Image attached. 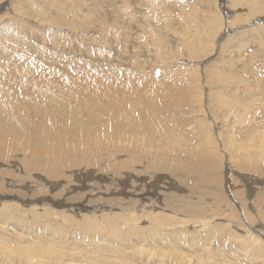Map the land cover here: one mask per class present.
Returning a JSON list of instances; mask_svg holds the SVG:
<instances>
[{
  "label": "rangeland",
  "instance_id": "rangeland-1",
  "mask_svg": "<svg viewBox=\"0 0 264 264\" xmlns=\"http://www.w3.org/2000/svg\"><path fill=\"white\" fill-rule=\"evenodd\" d=\"M151 1L154 7L148 9L145 1L138 0H0V70L26 63L35 75L61 79L66 84L76 79L86 83L85 78L93 75L104 79L107 74L114 77L128 73L134 74L140 84L155 87V91L162 83L164 88L172 86L174 94L165 96L169 108L161 113L178 121L186 131L176 122L182 136L176 137L170 151L186 152L189 142H184V137L195 138L192 142L199 145L196 151L204 153L202 163L206 169L207 185L199 187V192L207 188L223 192L229 210L212 219L218 201L212 204L210 199L199 200L187 190L179 194L180 184L184 189H195L197 176L170 170L166 163H185L154 158L155 146L140 144V140L131 141L136 142V148L139 146L137 156L135 153L125 160L100 161H96V155L106 158L110 152L128 150L133 143L113 148L102 144L105 135L95 139L83 134V148L70 145L43 161L26 152L25 140L4 141L2 149L8 159L0 160L4 162L0 178L18 185L12 188L0 184V264H264V117L260 115L264 105V21L255 24L257 19H264V0L238 5L225 0L223 9L224 0ZM135 14H139V26L132 22ZM12 44L18 45L15 48ZM217 69L220 72L213 76ZM89 120L79 114L70 121L59 118L56 125ZM59 138L67 140L63 133ZM97 142L101 144L94 145ZM145 153L150 158L152 155V160L145 161ZM142 161L147 164V177L141 184H154L172 196L157 198L154 206L149 201L140 206V200L133 210L111 200L115 194L108 193L104 202L101 180L116 182L114 179L124 172L138 175ZM51 170H56L59 177L73 170L94 177L86 179L85 187L69 193L61 187L81 185L79 173L54 179L62 182L55 188L46 185ZM169 185L174 188L164 189ZM92 186L101 191L96 193ZM21 187L26 195L18 201L12 197L21 195L16 190ZM87 191L95 193L90 192L89 197L86 194L83 200ZM175 195H181L178 201H173ZM120 199L117 202L128 201ZM66 200L73 209L63 212L68 206ZM88 200L89 206H80ZM203 208L211 212L203 215ZM153 217L162 220L153 225ZM117 218H126V223L114 230L121 224ZM108 229L114 234L122 231V238L105 237Z\"/></svg>",
  "mask_w": 264,
  "mask_h": 264
},
{
  "label": "bare ground",
  "instance_id": "bare-ground-1",
  "mask_svg": "<svg viewBox=\"0 0 264 264\" xmlns=\"http://www.w3.org/2000/svg\"><path fill=\"white\" fill-rule=\"evenodd\" d=\"M138 1L139 2L145 1L144 3L147 4L146 8H148V9L154 7V4L151 0H138ZM251 1L252 0H231V2L235 5L241 4L242 2L244 4L245 3L247 4L248 2H251ZM224 2H225V0H224ZM123 4H124V2H123ZM225 4H226V2L222 3V5L220 4L222 9L225 6ZM157 6H160V5H157ZM125 8H126V6H125ZM244 8H246V7H244ZM148 9H145V11ZM26 10H27V8H26ZM41 11H42V9H41ZM120 12H121V10H120ZM138 13L140 14L141 12H138ZM139 14H135V16L132 20V22H134L137 26H139L140 22H141ZM227 15H228V13L226 12V17L231 19V15L230 16H227ZM43 16H44V14H43ZM121 16L122 15H119V17H121ZM124 16L127 17V15H124ZM245 17L243 16V18H245ZM167 19H169V17ZM240 20H238V24H239ZM262 21H264V19H261V20L257 19L255 21V24L260 23ZM244 23H245V21H244ZM251 24H253V22ZM242 28H245V27H242ZM237 32H235V33H237ZM154 39H155V37H154ZM149 42H150V40H149ZM169 44H171V43H169ZM17 45H16V47H17ZM12 46H13V44H12ZM13 47H15V46H13ZM21 47H23V46H21ZM156 48H158V47H156ZM20 50H22V49H20ZM157 51H159V49ZM19 54H21V53H19ZM38 58L42 59L41 56H38ZM18 62H20V60ZM17 65L19 66V64H17ZM17 65H14L15 68H7L6 67V68L2 69L4 71L0 70V110L6 112L5 114L0 113V160L8 159L7 152L2 149V142H4V141L17 142L20 140H25L26 141L25 150L27 153H29L30 155H32V156H34L40 160L47 161L49 159L56 157L60 152H62L65 148H67L70 145H73L77 148H83V144H84L83 134H85L87 137L95 138V139H99L101 134L105 135L106 141L103 142L102 144L105 146L113 145L114 146L113 148H116V147H119V146L124 145L126 143H129L132 140H134V141L140 140V144L141 143L146 144V145L152 144L153 146H155L154 148L156 149V152L154 151V153H156L157 155L154 156L155 155L154 154L153 155L154 158L160 157V158H163V160H169L171 162H172V160H174V161L179 162V163L180 162L185 163V164H176V163H166L165 162L166 163L165 166L169 167L170 170H172L174 168L173 170L176 172H180V173H183L186 175H189V173H192L195 176H197L198 179L194 180L195 182L193 183L195 189H192V188L184 189L183 185L180 184L179 188H178L179 194H180V192L187 190L188 192H191V195H193L195 198H197L199 200L210 199L212 201L211 202L212 204H214L215 201H218L219 208L223 207L224 209L220 210L219 208H217L214 211V214L212 215V219H217L216 216L223 215L224 211L229 210L227 207V200L228 199L226 198L227 196H224L223 192H220V193H217L215 191L213 192V191H210L208 188H207V191H205V192H199V189H200L199 187H203V186L207 185L206 178H204L206 169H205V165L202 163V160L204 159L202 154H204V153L203 152L199 153L198 151H196V149L199 148V145L196 142H192V141H195L194 140L195 138L184 137L185 140L182 139L184 142H187V143L192 142L194 144L188 143L187 144L188 147H187V145H185L187 147L186 152H184V150H185L184 149L183 152L181 151L182 152L181 155H179L181 152L179 153L180 150L178 149L177 146H176V148L179 150L178 152L176 151V149H175V152L170 151V146L173 145L172 143L176 141L175 140L176 137H178L180 139L182 136V133L177 131L179 128H176V124L178 123V121H176L177 122L176 123L173 120V118L165 116L164 114L161 113L164 110L167 111L169 108V105L166 104L168 102L166 101L167 98H165V96L166 95L172 96L174 94V91H172V89H173L172 86L165 85L166 88H164L163 87L164 85L162 83L161 85L159 84L160 86L156 87L157 90L155 91V87L153 88L154 89L153 90V89L145 86L143 82H142L143 84H140L141 82H139L138 79L133 78L134 74H133V76H131L128 73H126V75H124V76L121 74V76L116 75L114 77H110L107 74V75H104V77H105L104 79H100V78L96 77L95 75H93L92 77L88 76L86 78L82 77V75H81L82 79L85 78L87 80V81H85V79L83 80L86 83H79L76 81L77 79L75 81L72 79H71L72 81H70L68 79L69 83L66 84V83H64L65 81L63 82L61 79L52 80L51 77L50 78L48 77L49 79L44 78L42 76H38V73H37V75H35L33 73L34 71L31 72L29 70L30 66L26 67V63H25V65H21V62H20V65H21L20 67H18ZM3 67H5V66H3ZM31 69H33V68H31ZM82 69H83V66H82ZM222 69H224V68H222ZM76 72H78V70H76ZM219 72H220V69H217V71H214L213 76ZM78 73H76V75ZM81 73H83V72L81 71L80 74ZM84 74H85V72H84ZM43 75H45V73ZM2 79L4 80L6 86L4 85ZM101 83H102V85H100ZM20 85L25 87V89L21 90ZM124 86H126V88ZM6 87H8V88H6ZM96 87H99V88H96ZM125 95H128V96L132 95V96L130 98H127V97H124ZM5 101H9L10 103L5 104ZM256 106H257V104L254 103V108ZM262 107H263V110L260 112V115L263 118L264 117V105H262ZM241 108H242V110L246 109L244 106H241ZM79 114L88 116V118H90V120L87 122H75V123H71V124L56 125V121L59 118L65 117V119L67 121H70V120L75 119ZM252 114H253V116L255 115L254 112ZM257 114H258V111H257ZM8 119H10V123H7ZM143 123H145V125ZM178 126L182 128L181 130L186 131V129H184L182 124L178 123L177 127ZM250 128H251V126H250ZM252 128L254 129V126H252ZM255 131H257V130H255ZM130 132H132V133L129 134ZM62 133L66 135L67 140H65V141L60 140L59 137ZM191 133H192V131H191ZM197 133H196V135H197ZM173 136H175V138ZM197 136H199V134ZM251 136H253V135H250V137ZM191 137H193V136H191ZM261 140H263V138ZM252 141H250V142H252ZM257 141H256V143H257ZM177 142H178L177 145H179V144L181 145V140L180 141L177 140ZM131 143H133V142H131ZM134 143L136 144V142H134ZM134 143L131 146H129L130 144L127 145L129 147L125 146L128 148V150L124 149V151L129 153V154H124V151H120V152L116 151L113 154H110L111 153L110 152V153H108L106 158H103L101 155H96V157H95L96 161L97 160L100 161L102 159L106 160L109 158L111 160H118V159H124L125 160L126 156L130 157L132 155L131 157H133V155L135 153L137 156V153L140 152V151H138L139 146L137 147L138 148L137 149L136 148L137 145H135ZM97 144H101V143L97 142L94 145H97ZM184 144H186V143H184ZM253 145H252V147H253ZM145 147L148 148V146H145ZM173 147H175V146L173 145ZM112 152H114V151H112ZM141 152H142V149H141ZM144 152H146V149L143 150V153ZM170 153H172V154L174 153V155H175V153H178V156L173 157V155ZM166 154L168 155L167 159L164 158ZM144 155H145V158L147 156L145 161H147V160L149 161L148 158H150V154H149V156L146 155V153ZM132 160H133V158H132ZM150 160H152V155H151ZM0 163H2V164H0V168H2L4 166V164H3L4 162H0ZM162 163H160V164L158 163V164L161 165ZM123 164H130V163H123ZM143 164H144V167H143ZM139 165H140V167H139L140 170H138V175L131 173V172H130L131 174L129 175V172H124L123 176L115 175V176L120 177V178L114 179V180H116V182L111 181V179L101 180L102 185L100 186V189L101 188L104 189L103 193H106L105 198H103L102 200H104V202H105V200L107 199L106 195H108V193L113 194V195L115 194L114 195L115 197L111 198V200L116 199L118 201L120 198L123 197V199L128 200L127 203L116 201V204L117 205L124 204L125 206L129 205L128 207H131V210H133L140 200H143L140 203V206H143V205L146 206L147 205L144 201H149L150 206H151V204L154 206V202H156L157 198H159V197L161 198L163 195H164V197H168L170 195L172 196V194L165 195L166 194V193H164L165 190L159 191V189H157L158 186L156 187L154 184H152V185H149L148 183H145V185L141 184V181L146 180V177H147L146 176V173H147L146 165L147 164L145 165V163L143 162ZM155 166L158 167L157 165H155ZM235 166H236V164H235ZM66 167H70V166H66ZM144 168L146 169V171L144 170ZM233 168H235V167H233ZM250 169H248V171ZM18 171L21 172L22 171L21 168ZM102 171H103V169H102ZM68 173H71L74 175L79 173V176L82 178L81 185L79 184L78 186H74L71 189L69 187H63V186L61 187V189L63 191H66L69 193L72 192L73 190L79 188V187H85L87 185L86 179L94 177V175L91 173L81 174L79 171H76V170L70 171ZM68 173H62L59 177L58 172L56 170L49 171L47 176L50 179H47L46 185L55 186V188H59L61 186L62 182H60V180H54V179H57L58 177L59 178H67L66 174H68ZM16 175H17V173H16ZM18 176H20V174H18ZM240 177H242V175ZM43 181L44 180H42L41 183ZM138 181H140V183ZM207 181H210V179H208ZM172 182H174V181H172ZM0 184L3 185V187L5 184L8 187L18 185V184L12 185L11 181H9L8 179H4V178L3 179L0 178ZM214 186H215V184H214ZM175 187H177V186H175ZM211 187H213V186H211ZM12 188H15V187H12ZM22 188L23 187L16 188V190L19 191V193H21V195H16V196H13L12 198L17 199L18 201H19V199H22V200L25 199L26 194L23 192ZM173 188L174 187L169 185L168 187H166L164 189H173ZM91 189L96 190L95 191L96 193L101 191L100 189H95V187H93V186L91 187ZM90 192L91 191H87L82 195L83 200L85 199L86 194H88L87 195L88 197L90 196L89 194L92 193V192L91 193ZM173 192L175 193V192H177V190L176 191L174 190ZM94 193H92V194H94ZM52 194L53 193H51V195ZM176 195H175V197L173 196V198H174L173 201L174 200L178 201L177 198L181 197V195H179V196H176ZM116 196H118V197L116 198ZM232 196H233V194H232ZM4 197H7V196H4ZM233 197H235V196H233ZM26 198H28V197H26ZM36 198H37L36 196H29V199L34 200ZM67 200H66V202H67L66 205H68V206L64 207L63 212H66V210L69 211V210L73 209V207L70 208L71 204H68L71 202H69ZM69 200L75 201L74 198H71ZM260 201H262L261 197H260ZM128 202H130V203H128ZM233 202H234V200L231 198V203L233 204ZM21 203L26 204L27 201L26 202L21 201ZM90 203H91L90 200H88L86 203H82V204L80 203L81 204L80 206L81 207L89 206ZM198 203H199V201H198ZM28 204H30V202H28L27 205ZM124 205H122L124 210L126 209L127 212L130 211L127 209V207L125 208ZM76 210L77 209H75V211ZM210 212L211 211L203 208L200 213L204 215V213H210ZM258 212H260V211H258ZM114 220H116V218H114ZM118 220H117V222H119L121 224H119V226L117 224L114 227L115 228L114 230H116L119 227L122 229V227L126 223V218L118 219ZM161 220H162V218H155V217H153L151 219L153 225H157ZM114 225L115 224H112V226H114ZM114 230L108 229V232L104 233L105 237H107V238H113V237L122 238V236H123L122 231L119 233L116 232V234H114L115 233ZM126 238H127V236H126Z\"/></svg>",
  "mask_w": 264,
  "mask_h": 264
}]
</instances>
